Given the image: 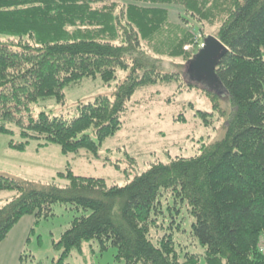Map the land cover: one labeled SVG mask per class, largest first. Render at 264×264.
<instances>
[{
  "label": "trees",
  "instance_id": "trees-1",
  "mask_svg": "<svg viewBox=\"0 0 264 264\" xmlns=\"http://www.w3.org/2000/svg\"><path fill=\"white\" fill-rule=\"evenodd\" d=\"M208 30L228 48L218 90L187 75ZM120 71L115 98L79 104L71 118L32 116L40 101L64 103L68 86L109 84ZM173 82L202 90L222 113L223 95L232 99L224 139L198 156L155 161L124 186L72 171L58 173L65 187L0 174V192L17 193L0 207V245L24 217L38 224L65 204L80 215L54 243L53 264H71L92 241L124 264H264V0H0V134L11 149L56 144L65 155L97 156L123 129L135 93L145 89L137 103L151 102L160 92L147 90ZM183 209L195 219L188 235ZM185 234L205 252L190 251Z\"/></svg>",
  "mask_w": 264,
  "mask_h": 264
},
{
  "label": "rangeland",
  "instance_id": "rangeland-1",
  "mask_svg": "<svg viewBox=\"0 0 264 264\" xmlns=\"http://www.w3.org/2000/svg\"><path fill=\"white\" fill-rule=\"evenodd\" d=\"M177 13L178 10L175 9L174 15ZM209 35L214 34L208 30L204 37ZM188 48L190 46H187ZM125 74L126 72L120 71L117 78L109 84L103 83L100 78H86L79 84L68 86L64 103L57 102L55 98L40 101L33 106L32 116L37 118L41 112H46L52 116L75 117L79 104L91 103L99 96L115 98L117 87L124 80ZM186 86L185 84L180 87L179 83L173 82L147 90L146 92L155 90L160 93H157L151 102L143 104L137 103V99L145 89L135 93L128 102L129 110L123 129L103 141L97 156L84 150L77 154L65 155L56 144L42 148L37 143H32L25 152H20L9 147L11 136L0 134V174L20 181L34 182L39 186L56 183L59 187H65L68 180L60 179L58 173L72 171L77 176L102 178L109 185L124 186L155 161L169 163L176 157L198 156L204 144H214L225 138L228 120L234 108L232 99L227 94L220 100L222 113L215 109L211 99L202 90H187ZM180 88L184 91L179 92ZM199 111L213 114L206 117L210 121L206 122ZM15 196L16 192H0V207ZM184 211L183 209L182 216L185 214L186 226L184 229L188 235L195 219ZM79 215L70 206L57 204L54 207V217L38 224H35L33 216L24 217L16 225L5 246H1L0 264H11L13 261L14 264H53L61 254L54 247V243L61 239ZM28 228H34V231L24 238L27 242L21 253L24 256L23 261L16 260L17 256L7 260L4 256L7 252H21L23 236L28 235ZM162 230L156 228L152 235L159 236ZM187 235H184L183 243L191 245L189 250L204 253L205 248L198 241L193 242L192 237ZM90 246L96 254H92ZM82 250L73 251L68 262L124 264L115 261L114 248L101 254L97 241L85 243ZM201 264H206L204 257Z\"/></svg>",
  "mask_w": 264,
  "mask_h": 264
},
{
  "label": "water",
  "instance_id": "water-1",
  "mask_svg": "<svg viewBox=\"0 0 264 264\" xmlns=\"http://www.w3.org/2000/svg\"><path fill=\"white\" fill-rule=\"evenodd\" d=\"M227 52L228 48L218 37L207 36L202 48L189 64L187 75L192 81L204 83L210 90H218L220 85L216 69Z\"/></svg>",
  "mask_w": 264,
  "mask_h": 264
},
{
  "label": "crops",
  "instance_id": "crops-1",
  "mask_svg": "<svg viewBox=\"0 0 264 264\" xmlns=\"http://www.w3.org/2000/svg\"><path fill=\"white\" fill-rule=\"evenodd\" d=\"M14 229H15V228H14ZM14 229H13V230H14ZM32 229H33V228H28V230H29L28 235L25 234V235L23 236V239L26 238V236H29V233L32 232ZM13 230L10 232L9 236L7 237V239H6V240L0 245V248H1V246H5V243L10 239V237H11L10 235L12 234ZM26 242H27L26 239H24V243L21 245V252H19V251L11 252V253H8V252H7V254L4 255V256L6 257V259H7V260H10V259H12L13 256H17L18 259H16V260H19V261H20L21 256H22L21 253H22V250L24 249V245H25ZM1 256H2V255H1ZM8 258H9V259H8ZM11 264H14V261H13Z\"/></svg>",
  "mask_w": 264,
  "mask_h": 264
},
{
  "label": "built area",
  "instance_id": "built-area-1",
  "mask_svg": "<svg viewBox=\"0 0 264 264\" xmlns=\"http://www.w3.org/2000/svg\"><path fill=\"white\" fill-rule=\"evenodd\" d=\"M259 251L264 254V234L261 237L260 245H259Z\"/></svg>",
  "mask_w": 264,
  "mask_h": 264
}]
</instances>
